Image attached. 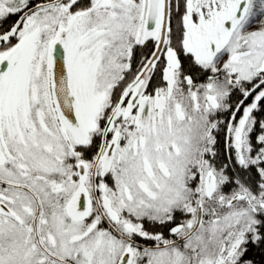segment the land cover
<instances>
[{
    "label": "snow or ice",
    "instance_id": "obj_1",
    "mask_svg": "<svg viewBox=\"0 0 264 264\" xmlns=\"http://www.w3.org/2000/svg\"><path fill=\"white\" fill-rule=\"evenodd\" d=\"M0 264H264V0H0Z\"/></svg>",
    "mask_w": 264,
    "mask_h": 264
}]
</instances>
